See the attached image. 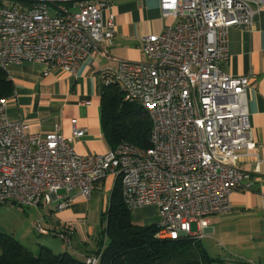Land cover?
<instances>
[{"label":"built area","instance_id":"2783aa9c","mask_svg":"<svg viewBox=\"0 0 264 264\" xmlns=\"http://www.w3.org/2000/svg\"><path fill=\"white\" fill-rule=\"evenodd\" d=\"M31 1L29 7L0 4V68L38 62L46 73H74L89 56H109L114 0ZM49 2L58 8L54 15ZM263 6L264 0H160L162 15L177 23L141 37L146 60H122L103 75L105 84L118 83L127 100L147 111L149 147L121 142L105 153L81 155L72 140L86 128L74 125L70 137L59 129L42 135L27 120L10 118L8 100L0 98V205L55 203L63 210L74 197H60L61 189L91 199L113 177L131 212L158 208V237L198 238L193 223L207 227L211 216L231 211L235 190L252 187L240 165L247 155L258 157L248 109L251 77L230 75L224 65L230 28L251 27ZM36 230L46 232L39 223Z\"/></svg>","mask_w":264,"mask_h":264},{"label":"crops","instance_id":"0c3cea01","mask_svg":"<svg viewBox=\"0 0 264 264\" xmlns=\"http://www.w3.org/2000/svg\"><path fill=\"white\" fill-rule=\"evenodd\" d=\"M111 11L115 16L116 33L108 57L89 56L74 73L62 68L46 73V66L38 62L10 66L8 73L14 86L13 94L7 97L10 118L27 120L32 129L42 135L59 129L70 137L74 125L86 128L83 137L72 140V146L81 155L105 153L112 149L101 123L100 89L104 84V73L118 69L122 60H146L141 37L158 34L165 27L174 26L178 20L162 15L160 0H114ZM224 70L233 76L251 77L248 109L258 157L247 155L240 163L251 174V189L235 190L231 194L230 212L211 216L205 228L193 223L195 229L192 232L200 234L198 239L213 257L240 258L264 264V6L251 27L230 28L229 58ZM113 189L114 179L109 177L94 192H102L107 200L108 192L112 194ZM66 194L72 195L74 200L63 210H58L55 203L27 207L34 211L28 232L41 235L44 239L39 240V245L47 246L56 243L49 239L50 236L61 238L60 233L71 232L73 239L79 237L80 242L69 243L70 247L65 250L87 259L94 255L98 242L97 239L89 242L87 236L90 232L84 231L82 221L93 207L94 199L82 197L78 189L65 190L58 195L63 197ZM132 213L143 225L159 221L156 206ZM37 223L46 232H37ZM19 240L23 243L21 238Z\"/></svg>","mask_w":264,"mask_h":264},{"label":"trees","instance_id":"16d2710c","mask_svg":"<svg viewBox=\"0 0 264 264\" xmlns=\"http://www.w3.org/2000/svg\"><path fill=\"white\" fill-rule=\"evenodd\" d=\"M6 1L24 7L33 4L31 0H0V4ZM13 91L9 73L0 68V98L11 96ZM100 95L101 123L112 149L121 142L149 147L152 121L144 107L127 100L116 82L104 83ZM106 213L93 253L99 257L97 264H250L245 259L211 256L195 236L158 237L157 224L143 225L135 220L123 201L120 182L114 185ZM88 258H79L68 250L56 252L44 244L35 254L14 234L0 232V264H90Z\"/></svg>","mask_w":264,"mask_h":264},{"label":"rangeland","instance_id":"374dc122","mask_svg":"<svg viewBox=\"0 0 264 264\" xmlns=\"http://www.w3.org/2000/svg\"><path fill=\"white\" fill-rule=\"evenodd\" d=\"M66 5L65 2L57 1V5ZM49 12L54 15L58 12V8L49 2ZM65 190L61 189L58 194H63ZM93 207L89 210L88 216L82 221L84 231L90 232L87 239L89 242H93L99 237V233L106 223L107 207L111 198V192H108L107 200H105L102 192H94L93 194ZM34 215L33 208L23 207L19 204L13 202H6L0 205V232L13 233L16 234L17 238H21L23 244L28 246L35 254L40 250V241L43 240L41 235L36 233L28 232L29 221H31L32 216ZM91 228V230H90ZM192 229L194 231L195 224H193ZM60 235L66 236L69 240H62L59 237L50 236L49 239L56 242L49 243L48 245L51 248L59 252L61 250L65 251V247H70V245L76 242H80V238L76 237L73 239V236L70 233H60ZM73 239V241H72ZM38 242H37V241ZM36 241V242H35ZM70 243V245H69ZM57 244V245H56ZM62 249H59V248ZM91 257V256H90Z\"/></svg>","mask_w":264,"mask_h":264},{"label":"water","instance_id":"95a60500","mask_svg":"<svg viewBox=\"0 0 264 264\" xmlns=\"http://www.w3.org/2000/svg\"><path fill=\"white\" fill-rule=\"evenodd\" d=\"M63 1L67 2V1H69V0H63Z\"/></svg>","mask_w":264,"mask_h":264}]
</instances>
